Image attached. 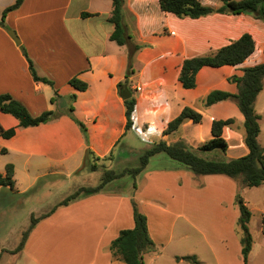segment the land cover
Segmentation results:
<instances>
[{"label": "crops", "instance_id": "obj_1", "mask_svg": "<svg viewBox=\"0 0 264 264\" xmlns=\"http://www.w3.org/2000/svg\"><path fill=\"white\" fill-rule=\"evenodd\" d=\"M201 1L221 4V0ZM15 2L0 0V93L11 94L33 115L49 109L63 113L46 123L19 127L14 115L0 111L4 128L17 127L11 138L0 136V151L7 148L0 154V174H6L8 163L15 167L14 188L0 185L5 199L25 197L43 179H70L92 158L89 149L100 157L112 153L109 161L113 163L124 158L134 147L132 133L149 134L150 142L182 140L195 148L212 137L213 120L234 117L235 124L224 128L229 143L224 158L248 153L245 117L238 103L227 99L206 107L203 99L214 89L237 93V83L229 78L264 62L263 19L248 13L219 12L181 18L162 10L159 0H124V22L134 42L143 45L132 59L128 87L136 97L135 124L127 129L118 84L126 79L130 47L111 39L113 0H24L5 17L6 26L17 32L20 43L1 23L4 10ZM83 12L93 15L84 17ZM247 32L254 37L256 50L243 63L205 66L197 74L195 88L183 86L179 77L186 58L208 54ZM22 47L39 75L54 85L34 79ZM75 76L88 83L86 90L70 83ZM73 94H77L75 100ZM71 104L74 116L87 126L88 143L68 112ZM185 106L201 111L203 120H187L178 130L164 134ZM230 138L237 153H230ZM200 179L203 184L198 187ZM236 192L237 183L229 176H197L167 153H157L135 177L128 174L112 180L99 192L81 195L42 219L23 249L15 252L17 246L5 247V233L0 232V264L8 251L18 253L24 264H127L109 246L122 229L135 226L132 198L147 215L149 233L160 245L144 254L145 264H192L177 259L185 255H195L200 264H245L236 229L241 214ZM0 204L7 202L0 199ZM180 220L184 227L179 230V244L165 254ZM192 230L196 236L190 237ZM247 264H264L263 225L253 239Z\"/></svg>", "mask_w": 264, "mask_h": 264}, {"label": "trees", "instance_id": "obj_2", "mask_svg": "<svg viewBox=\"0 0 264 264\" xmlns=\"http://www.w3.org/2000/svg\"><path fill=\"white\" fill-rule=\"evenodd\" d=\"M23 1L24 0H16L15 3L4 10L1 23L6 28H8L5 24L7 13L18 8ZM159 2L162 10L172 12L181 18H199L219 12L227 14L248 13L264 20V0H221L219 6L205 4L201 0H159ZM123 6L124 0H113V10L109 18L115 26L111 34V39L120 45H128L130 47V64L126 73V79L118 84L121 93H123L124 85L129 83V77L133 73V56L143 47V45L134 42L133 36L127 29L124 22ZM82 15L86 17L93 14L83 12ZM22 49L29 62V68L34 79L54 85L51 79L39 75L34 60L29 56L25 47H22ZM255 50L256 42L254 37L248 32L244 33L238 39L208 54L186 58L183 62L179 79L185 88H195L197 86V74L203 67L240 65L251 56ZM229 80L237 83L239 88L237 93H232L223 89H214L203 99V104L209 107L214 103L227 99L235 100L238 103L245 117L244 141L249 149L247 154L234 158L226 157L224 159H208L199 154L200 152L219 149L227 156L229 143L224 136V128L235 124L236 119L234 117L213 120L211 128L212 137L201 142L195 148L189 146L182 140L175 142L160 140L154 142L149 148L145 149L140 156L139 165L125 167L121 170H116L114 168L106 169L102 174L101 182L97 186L80 188L43 215L36 216L32 214L31 223L24 231L22 240L14 251L16 252L23 249L30 233L36 225L42 219L53 214L59 207L68 205L71 201L80 197L82 193L92 194L99 192L112 180L128 174L135 177L147 166L150 157L157 153H167L171 158L187 165L197 176L222 174L238 180L241 184L248 187L262 185L264 183V146L259 141L261 125L260 115L255 108V101L264 88V62L244 68L243 75H233ZM70 83L78 90H86L88 88V83L78 76L71 78ZM76 97L77 94H73L71 99L75 100ZM54 99L55 97L53 100ZM124 102L126 107L127 129H131L135 124L134 112L136 108V97L132 95L128 98H124ZM0 111L14 115L19 120V127L35 126L46 123L59 117L63 113L62 111L49 109L43 111L39 115H33L23 102L14 98L9 93H0ZM73 111L74 106L71 104L68 108V112L81 127L86 142L88 143L87 126L83 121L74 116ZM187 120L200 123L203 120V113L191 106H185L181 113L168 123L167 128L164 130V134H170L178 130ZM16 132L17 127L4 128L0 124V136L11 138ZM6 152L7 148H3L0 154ZM88 154L97 160L111 159L112 156V153L105 157L95 156L94 152L90 149L88 150ZM14 175V164L8 163L6 165V174H0V185L9 186L13 189L15 186ZM236 202L241 212L239 225L242 230L241 242L243 245L244 262L247 264L253 243V237L249 229L252 211L244 197L239 193L236 196ZM132 204L135 226L133 228L122 229L120 234L111 242L109 249L113 255L120 256L127 264H145L144 254L146 252L155 251L158 246L149 233L147 215L140 209L138 202L134 198H132ZM177 259H186L192 264H200L195 255L177 256Z\"/></svg>", "mask_w": 264, "mask_h": 264}, {"label": "rangeland", "instance_id": "obj_3", "mask_svg": "<svg viewBox=\"0 0 264 264\" xmlns=\"http://www.w3.org/2000/svg\"><path fill=\"white\" fill-rule=\"evenodd\" d=\"M256 110L260 115L261 125L259 141L264 146V89L257 97ZM132 134H134V140H137V142L135 140L133 144L134 147H132V150H129L126 147V150L128 149L127 154L124 153V158H117L114 163L110 162L109 159L97 160L96 158L92 157L83 165V167L79 171H77V173L72 175L70 179H66L63 177L56 178L54 180L43 179L32 191H30L23 198L10 196L8 199H5L6 195L0 194V199L7 202L6 205L0 204V232L5 233L3 234L4 236L2 235L5 240V247L11 250L19 245L22 240L24 231L31 223L32 212H34L33 214H35L36 216L43 215L50 211L59 202L78 191L80 188L97 186L101 182L102 174L106 169L114 168L116 170H121L125 167L139 165L140 156L143 154L145 149L149 147L150 144L155 142V140H151L150 142L149 134ZM156 140L159 141L160 139L158 138ZM230 141L233 146V138H230ZM230 153H237V148L235 145L232 147ZM199 154L208 159H222L225 157V154L219 149L213 151H204L200 152ZM235 182L237 183L236 196L239 193L249 201V206L253 215L251 224H249V229L253 231H251V234L254 239L255 236H258L260 227L263 225L264 191L261 190H264V184L262 188L259 189L256 187L245 186L238 180H235ZM202 184V179H200V182H198L197 185L199 187ZM84 194L85 193H82L81 195ZM180 222L181 220L178 222V226L175 231V238L166 249L165 254H170L175 246L179 244V230L180 227H184L183 225H180ZM236 229L242 237V230L239 225V219L236 223ZM192 235L196 236V233L193 230L188 232V236L191 237ZM18 261V253H11V251H8V253H6V255L3 257L1 264H15ZM19 263L24 264V260L21 259Z\"/></svg>", "mask_w": 264, "mask_h": 264}, {"label": "water", "instance_id": "obj_4", "mask_svg": "<svg viewBox=\"0 0 264 264\" xmlns=\"http://www.w3.org/2000/svg\"><path fill=\"white\" fill-rule=\"evenodd\" d=\"M7 31H8L9 34L15 39V41H16L17 43H20V42H21V40H20V38H19L17 32H16L14 29H11V28L8 27V28H7ZM122 96H123L124 98H128V97L132 96V92H131V90L128 89V84H125V85H124V91H123V93H122Z\"/></svg>", "mask_w": 264, "mask_h": 264}]
</instances>
